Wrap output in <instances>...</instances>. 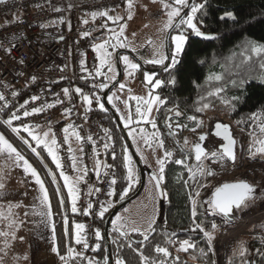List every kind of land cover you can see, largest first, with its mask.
<instances>
[{
    "label": "trees",
    "instance_id": "obj_1",
    "mask_svg": "<svg viewBox=\"0 0 264 264\" xmlns=\"http://www.w3.org/2000/svg\"><path fill=\"white\" fill-rule=\"evenodd\" d=\"M193 4L204 5V8L197 13L195 22L202 32L213 38L194 37L190 30L186 33L189 39L179 56V62L168 70L160 69L154 74V79L162 81L154 92L164 101L158 104L155 114L156 121L159 122L162 119L165 125L164 120L167 114L172 110H181L186 116L187 124L196 126L197 121L202 122L205 111L204 109L197 111V109L202 108L205 103L209 104L208 108H212L226 100L229 103L230 123L234 129L249 130L264 136L259 132L258 127L261 122H264V53H252L249 44V41L264 44V0H194ZM226 12L233 13L235 19L226 17L221 20L220 17ZM177 31L174 29L171 34ZM170 46L172 43L169 37V50ZM143 74L144 69L139 68L138 78L143 79ZM215 76H220L221 79L216 80ZM172 80L174 83H169ZM217 88L221 89L219 93L209 95V93H215ZM233 97H239V99L233 100ZM93 108L104 122L116 148L113 158V179L116 180V184L110 191L114 194L107 195L103 203L108 210L98 221L102 239L94 241L92 247L88 248H84L83 244L75 243L68 190L64 186L59 169L56 168L47 151L42 146H38L36 149L39 156L33 153L29 146L0 122V134L4 135L13 147L29 161L44 181L53 212L52 224L55 226L56 246L61 264H89V261L104 264L105 257L108 260L106 240L103 235L104 220L115 204L122 200L120 193L125 188H129L128 181L125 179L127 169L124 167V156H130V152L122 131L106 107L101 109L94 105ZM190 113L194 114L195 120L188 118ZM253 113L256 114V119L252 118ZM117 115L120 119L118 113ZM122 126L128 136L127 126L123 123ZM164 147L165 150L171 151L173 156L165 165V180L162 189L167 195L158 199L157 217L152 226L154 231L144 241L141 240L143 235L137 232H125L126 235L121 237L114 231L112 219L108 228V238L113 264L118 255L125 261V264H141V256L147 258L146 264H215L213 249L211 247L209 250L204 234L200 229L193 230V217L191 223L189 222L191 205L188 192L184 188L182 191L177 187L178 184L173 179L175 172L181 168L174 162V159L180 153L185 152L189 153L191 162L195 163L192 154L190 150L182 146H178L177 150H172L167 145ZM137 156L141 161L138 154ZM132 162L134 163L133 159ZM144 170L146 172L145 167ZM53 177H55V183H53ZM139 182L138 173L137 184L129 188L124 198L136 191ZM193 192H191L192 195H194ZM256 196L257 194L250 200ZM61 200H63V205ZM65 218L68 220L67 226L64 224ZM195 220L205 231L212 232L213 236L220 229L230 227L228 223L220 221L216 215L204 213L203 206L199 202H197ZM213 224L217 226L215 230L212 228ZM259 227L264 229V222ZM114 240H116L115 243ZM184 240H188L194 247L187 251H176L174 245ZM236 240L235 244L230 246L226 264H264L262 237L242 235ZM97 243L100 244V248L93 251ZM128 244L132 247L129 248ZM241 244L246 248L244 257L238 254ZM78 246H82L83 249H78ZM157 247L166 248L168 255L158 253ZM69 248L73 249L71 255L68 254ZM60 256H64L65 260L62 261Z\"/></svg>",
    "mask_w": 264,
    "mask_h": 264
},
{
    "label": "built area",
    "instance_id": "obj_2",
    "mask_svg": "<svg viewBox=\"0 0 264 264\" xmlns=\"http://www.w3.org/2000/svg\"><path fill=\"white\" fill-rule=\"evenodd\" d=\"M123 2L4 0L0 3V96L3 97L0 122L12 133L13 127L20 129L19 134L14 133L17 136L28 125L34 132H48L49 142L56 139L55 151L62 164L59 172L69 177L79 197L78 211L72 212L71 222L86 226L84 235L91 247L96 241L95 230H100L98 213L113 187L116 148L94 106H87L83 100V96L101 85L94 73L96 55L89 40L108 28L109 16ZM101 12L107 15H99ZM64 89H68V95ZM34 96L36 100L32 99ZM34 108L43 111L33 113ZM26 111L31 114L25 116ZM13 113L19 119L13 120L10 127L5 122ZM69 125L72 128L66 134L64 129ZM73 130L80 139L72 135ZM223 162L230 164L227 160ZM238 180L237 173L218 170L199 190L204 192V205L218 185ZM89 203L92 208L84 215ZM226 231L223 229L224 234L213 239L215 264H226L228 243L224 252L222 246L216 245ZM257 234L264 240V231Z\"/></svg>",
    "mask_w": 264,
    "mask_h": 264
},
{
    "label": "rangeland",
    "instance_id": "obj_3",
    "mask_svg": "<svg viewBox=\"0 0 264 264\" xmlns=\"http://www.w3.org/2000/svg\"><path fill=\"white\" fill-rule=\"evenodd\" d=\"M167 2L170 3L171 0H167ZM129 14H131V19H129ZM116 17H119L120 19H114ZM165 21L166 10L162 7L160 0H133L131 9L128 7V0H124L123 4L112 11L109 16V26L105 29L107 41L109 42V48H107V51L111 54L113 61L112 71H109L108 66L105 65L103 68H100L99 73L97 72V68L100 67V60L98 58L99 54L94 49V46L103 43L104 40H89L90 48L96 55V66L94 69L96 77L101 82L105 83L111 82L117 78L118 69L114 60V53L117 49L121 48L128 50L130 54H122L120 57L127 56L129 60H132L134 63H141L151 69L159 66L157 64L146 63V61L157 58L158 53H163L168 56L165 45L167 32L163 30ZM121 25L124 26V32L122 35H119V38L117 39L116 36L120 32ZM189 31L190 29L186 30V33ZM177 32H173L171 35H175ZM120 44H123L124 47H120ZM173 48L174 45L172 44L169 50L170 64ZM166 61L167 59L165 62ZM120 64L123 70L121 80L112 89L108 98L112 97L111 102L115 103V109L120 116L121 122L125 126L127 124V118L131 115L132 122L127 124V133L135 152L139 155L143 166L146 168V172L145 184L141 192L134 199L121 207L117 211L113 220H116L117 217L121 218L115 227H119L121 230L123 229L124 232H135L132 231L133 228L140 229V232H144L145 230L148 232L150 230L148 229L149 222L153 219L155 220L157 217L158 199H160L159 193L155 188V182L151 177L154 173L158 172L159 166L157 160L164 156L165 151V147H159L156 137H159V140H162L164 145H167L172 150H177L178 145L175 137L171 134V131L163 124L162 119L158 122L159 129H157L156 126L155 128L152 126V123L146 122L137 115L136 108L138 107V104L133 97H143L147 99L150 92L154 96H158V94L154 92L155 88H153L151 84L145 82L144 74L143 79L138 78L137 72L134 75L129 76L125 70L126 66L121 59ZM145 72L153 75V83L157 80L154 79L155 72L144 70V73ZM121 84L124 85L123 88L120 87ZM86 96H88L91 101L90 104L85 103L87 106L95 105L100 107L102 104L100 101V90H95ZM118 99H120V101L119 103H116ZM97 100H99V103H97ZM158 104L159 103L153 104L152 111L149 113V119L152 120L155 125V114ZM228 109L229 103L226 100L221 101L218 106L204 109V114L207 117L206 121H204L203 117L201 126L197 127L196 125L195 131H193L194 133L192 135H196V132L206 131L210 126V122L214 119L218 118L230 122ZM142 111H145L143 107ZM190 115L192 116L193 114L190 113ZM233 130V135L237 143V157L234 164L226 165L223 162L225 160L221 161L218 159L213 162V158L210 154L208 158L192 163L190 157L184 155L182 159L183 163L179 164L181 168L175 172V176L173 177L176 184H178L177 187L182 191L184 188L188 192V197L192 196L203 206L204 213L214 214L220 221L226 223L228 222L225 219L223 220L219 218L218 213L209 208L208 205H204L202 201L204 192L199 190L202 188V184L208 182L211 178V176L206 174L207 171H211L213 173L212 176L217 174V171L220 169H222V171L228 170L230 173L235 172L237 173L239 180L242 179L258 186L257 196L253 200H249L246 207H243L240 210H235L234 218L235 215L238 217L248 213L254 215L264 210V154L256 153L253 155L252 152L249 151L250 147H252L253 140L264 139V136L249 130H237L234 128ZM34 133L42 137L44 134V132L40 131H35ZM129 133H131V135ZM16 137L22 142L28 140L29 144L27 145H31L30 148L38 147L27 132L21 131L20 135H16ZM146 138L149 141L148 143L145 142ZM207 142V152L219 151V139L209 135ZM258 146L259 145H256V147ZM252 151H255L254 147ZM176 160H179V157L175 158L174 162ZM132 166L135 169L137 177V166L135 163H132ZM219 166L223 167L218 168ZM199 167H204V174H200L198 170ZM193 173H195V175H193ZM24 176V170L22 167L17 166L15 157H9L7 152H0V184L4 185L3 188H0L4 193L3 207H0V232L8 233L6 236L0 235V264H31V254H33L31 252H34L32 248L34 240L36 241L38 251L44 253L48 258L46 259L47 263L58 264L57 259L55 260L51 256L55 254L51 251L52 230L47 221L46 215L43 214L47 212V208L41 203L39 186L35 183V192H32L30 188L33 186H29L28 183L30 180L28 177L25 179ZM29 177L32 181L35 180L31 175H29ZM136 184L137 180L132 186H135ZM192 191H194V195L191 194ZM197 191L200 193L198 197L195 196ZM190 205L189 222L191 223V200ZM34 211L36 212L35 215L33 214ZM28 219L31 221L29 224ZM263 222L264 220L261 221V219L251 222L246 226L244 233H240L236 237L229 239L227 245L228 255L230 246L235 244L234 242L237 241L236 239H238L239 236H258V231H264V229L259 227ZM228 224L230 227L224 229L228 230L237 225L235 220L234 223ZM221 234H224L223 229H220L214 234V238ZM21 237L23 239H21ZM181 242L174 245L176 251H181ZM18 248L20 251L17 253L16 249Z\"/></svg>",
    "mask_w": 264,
    "mask_h": 264
},
{
    "label": "snow or ice",
    "instance_id": "obj_4",
    "mask_svg": "<svg viewBox=\"0 0 264 264\" xmlns=\"http://www.w3.org/2000/svg\"><path fill=\"white\" fill-rule=\"evenodd\" d=\"M4 0H0V3H3ZM162 7L166 10V21L163 25V30L168 31L169 29H176L179 30L177 34L175 35H170L171 43L174 45V48L172 49L171 52V64L165 66V70H168V68L174 67L178 62V57L180 54L183 52L185 48V44L189 39V36L186 34V30H191V33L194 34L197 37H201L204 39H212L213 37L210 35H206L204 32L200 30V28L197 26V23L195 22L197 13L200 12L203 8V4H192L190 7V11L186 14V16H182L181 12L184 8L189 7V0H171V2H167V0H160ZM133 0H128V7L131 9L132 7ZM93 16H96L97 13H93ZM99 15H107L106 12H101ZM229 19H235L233 13L231 12H226L224 16H221L220 19L223 20L225 18ZM114 19H120L119 17H116ZM129 19H131V14H129ZM87 21H85L86 23ZM124 32V26L121 25L120 27V32L117 34L116 38H119V35H122ZM85 36L89 35V33H84ZM108 41H105L101 44L95 45L94 49L98 52L99 60H100V67L97 68V72L99 73L100 68H103L105 65L108 66L109 71L113 70V61L111 54L107 51V45ZM249 44L251 45V52L260 54L264 53V44H257L249 41ZM163 46V45H162ZM120 47H124L123 44H120ZM120 59L124 62L125 64V70L127 75L132 76L134 75L140 68V65L137 63H134L132 60H129L127 56L120 57ZM166 59H169L168 56H166L163 53H158L157 58L151 59L146 61V63L149 64H157V65H164V62ZM114 78V76H113ZM216 80H220V76H215L214 77ZM34 79V78H33ZM144 80L148 84H151L153 88H157L161 85L162 81L160 80H155L153 83V75L145 72L144 73ZM169 83H174V80L169 81ZM235 83V82H234ZM106 84H101L100 87L104 88L106 87ZM121 88L124 87L123 84L120 85ZM221 89L217 88L215 93H209V95H216L219 93ZM76 92L83 95L80 93V89H76ZM65 95H68V89H64ZM15 95V93H13ZM0 99H3L2 96H0ZM33 100H36L37 97H32ZM109 102H111L112 97H109ZM137 101L138 107L136 108V113L141 117V119H144L146 122L152 123V126L155 128V123L149 119V113L152 111V106L155 103H163L164 101L161 100L158 96H154L151 92L149 93V97L147 99L143 97H133ZM239 97H233V100H238ZM83 100L85 103L90 104L91 101L89 100L88 96H83ZM27 103V101L25 102ZM97 103H99V100H97ZM103 105H100V108L103 109ZM142 107L145 109V111H142ZM209 107V104L205 103L202 105V108L197 109V111H202L203 109H206ZM43 111V108H34L32 110L33 113L41 112ZM31 113L25 112L24 115L28 116ZM180 113L177 112V115ZM253 119H256V114L253 113L252 115ZM19 119V117L13 113L12 116L10 117L9 120H7L5 123H7L10 127L12 125V121ZM190 120H195V117H189ZM132 122V117L131 115L127 118V124H130ZM202 122L197 121V127L201 126ZM239 123V122H238ZM126 124V126H127ZM259 132L261 134H264V122H261L259 125ZM72 128V125H69L67 128L64 129L65 133L67 134L69 129ZM12 131L14 133L19 134L20 129L18 128H12ZM24 132H27L28 135L31 137L33 141H35L37 146L42 145L44 150L47 151L48 155L51 157L52 162L56 165L57 169L62 168V164L60 162V159L58 155L56 154L55 147H56V139L53 138L49 142L47 140V137L49 135L48 132H45L43 134V137L40 135H37L34 133V131L28 126L25 125L23 128ZM108 130H105L107 133ZM195 131V129H193ZM131 135V133H129ZM214 136L220 137L223 139L224 143L220 146L219 151H210L206 152L205 147L203 146V142L207 139L206 134H201L199 136V142L194 143L193 145V150L195 152V158L197 161H201L202 159L208 158L209 154L213 158V162H215L217 159L223 161L225 158L230 161H235L236 160V153H235V145H236V140L233 137V133L230 129V126L224 123H216L215 124V131H214ZM72 135H75L77 139H80L78 133H76L74 130L72 132ZM155 135V134H154ZM68 136H65V142H67ZM90 139V138H89ZM157 143L159 147L164 148V143L162 140H159V137H156ZM145 142L148 143L149 141L147 138L145 139ZM25 144H29L28 140H24ZM185 144H188V140L185 139L184 141ZM256 145H259L256 147ZM31 147V145H29ZM107 147V145H105ZM253 147L255 148V151L253 152L252 149ZM33 153H36L39 156V153H37V149L35 147L31 148ZM250 152H252L253 155L256 153L259 154H264V139H254L252 147L249 149ZM0 152H7L10 156L15 157V161L18 167H23V170L25 174H30L34 179L35 183L39 186V192L41 194L40 200L41 203L46 206L47 212L43 213L47 217V221L49 222L52 230V248L51 251L53 253H56L59 255L58 248L56 246V234H55V226L52 224V217H53V212L51 209V203L49 200V194L48 191L45 187L44 181L41 179L39 173L37 170L29 163L27 159L15 148L13 145L4 137V135L0 134ZM173 156V153L171 151L165 150L164 151V156L162 158H159L157 160L158 164V172L154 173L151 177V179L155 182V188L160 195L166 197V193L163 192L162 189V184L165 180V165L168 162L169 159H171ZM22 162V164L20 163ZM132 159L130 156L125 155L124 156V167L127 169V175L125 179L128 181L129 188L136 182L137 177L135 174V169L132 166ZM175 163L181 164L183 163L182 160H176ZM199 172L200 174L205 173L204 167H199ZM51 174V173H49ZM209 176H212L213 173L211 171H207L206 173ZM195 175V173H193ZM61 178L64 181V186L68 189V196L69 199L71 200V211L73 213H76L78 211L77 208V200H78V195L76 192V188L74 184H72L69 180V177L65 175L62 171L60 173ZM53 183H55V177H53ZM111 184H116V180L113 179L111 181ZM4 185L0 184V188H3ZM129 188H125L123 192L120 193V199H124V197L127 195V192ZM254 186L250 183H248L245 180H238L233 183H224L220 185L219 187L215 188V191L212 192L211 198L205 203L211 208L213 211L221 214L224 217H230L234 214L235 210H240L243 207L247 206V202L252 199V194L254 192ZM113 192H109L108 195L111 196L113 195ZM200 193L197 191L195 193V196H199ZM192 203V212L191 215L194 218L193 219V224H194V229H200L204 233V236L208 242V247L209 250H211L212 247V242L214 239L213 233L210 231H205L203 227L199 223L196 222L195 218L197 217V200L193 198L192 196L189 197ZM61 204L63 205V200H61ZM92 208L91 203L88 204L87 208L83 210L84 215L89 214V209ZM107 207H104L103 205L101 206V210L99 211L98 215L100 217L104 216V213L107 211ZM120 217H117L116 220H113L112 223L114 225V231L119 234V236H125L126 233L121 230L119 227H115L120 220ZM155 223V220H151L148 224V229H152L153 224ZM64 224L67 226L68 225V220L65 218ZM216 225L213 224L212 228L213 230L216 229ZM73 229H74V239L76 244H83L84 248H88L89 245L87 243V240L85 238V231H86V226L82 223H74L73 224ZM132 231L135 232H140V229L133 228ZM67 232V228H66ZM141 235H143L144 240L148 239V234L147 230L144 232H140ZM0 235H8L6 232H0ZM95 237L97 241H100L102 239L101 232L99 229L95 230ZM21 239H23L21 237ZM114 243L116 240L113 241ZM129 248L132 247L131 244L127 245ZM120 247H123V245H120ZM194 247L193 244H191L188 240H184L180 244V249L183 251H187L189 248ZM100 248V244L97 243L95 247L92 249L93 251H96V249ZM156 251L158 253H163L164 256L168 255V251L166 248L163 247H157ZM246 252V248L244 247L243 244L240 245L238 249V254L240 257H244ZM73 253V249L69 248L68 249V254L71 255ZM77 255H81L80 253H77ZM60 259L63 261L65 260L64 256H60ZM147 258L141 256V264H146ZM89 264H96L95 261H89ZM104 264H108L107 257L104 259ZM115 264H125V261L117 256L115 259Z\"/></svg>",
    "mask_w": 264,
    "mask_h": 264
},
{
    "label": "water",
    "instance_id": "obj_5",
    "mask_svg": "<svg viewBox=\"0 0 264 264\" xmlns=\"http://www.w3.org/2000/svg\"><path fill=\"white\" fill-rule=\"evenodd\" d=\"M193 1H194V0H191V2H189V7L185 8V9L181 12V15H182V16H184V15L186 14V12H188V10L190 9V7H191ZM173 30H174V29H169V30L167 31L166 39H165V45H166V51H167V55H168V57H169V37H170V34H171V32H172ZM206 35H208V34H206ZM193 36H194V37H197V36H195L194 34H193ZM210 36H211V35H210ZM197 38H201V37H197ZM201 39H204V38H201ZM119 52H128V51H127L126 49H121V50L116 51V53H115V56H116L115 62H116L117 69H118V70H117V71H118V74H117V78H116V80H115L113 83H111L108 87H107V86L104 87V88H101V87H100V89H101L102 91H104L102 97H103V100H104V102H105V106H106L107 110L110 111V112L112 113V115H113V117L115 118V120H116V122H117L119 128L121 129L122 134H123V136H124V139H125V141H126V143H127L128 150H129V152H130V154H131V156H132V158H133V160H134V162H135V164H136V166H137V168H138L139 177H140V182H139V186H138V188L136 189V191H135L133 194H131L130 196H128V197H126V198L120 200L119 202H117V203L115 204V206L113 207V209L111 210V212L107 215V217H106L105 220H104L103 235H104L105 240H106V246H107V251H108V263H109V264H113L112 257H111V253H110V248H109V238H108V228H109V224L111 223L113 217L116 215L117 211H118L121 207H123L126 203H128L130 200L134 199V198H135V197L141 192V190L143 189L144 184H145V171H144L143 165H142L141 161L139 160V158H138V156H137V154H136V152H135V150H134V148H133V146H132V144H131V142H130V140H129V138H128V136H127V134H126V132H125V130H124V128H123V126H122V123H121V121H120V119H119V117H118V115H117V113H116V110L114 109V107H112V106L106 101V95L108 94V92H109L114 86H116V85L119 83V81L121 80L122 74H123V70H122V67H121V64H120V60H119V57H118ZM169 63H170V58L167 59L165 65H164L163 67H161V69L164 70V69H165V66L169 65ZM139 65H140V67H142V68H143L144 70H146V71L157 72V71L159 70L158 68H154V69L147 68L146 66H144V65L141 64V63H139ZM216 123H224V124L229 125V126H230V129H231V131H232V133H234L233 127H232V125H231L230 122L223 121V120L217 118V119L212 120V121H211V124H210V127L207 129V131L200 133V135H201V134H206V135H207V138H208L209 135H211V136H213V137L219 139V140H220V143L218 144V149L220 150V146L224 143V141H223L222 138H220V137H216V136H214V134H213L214 131H215V124H216ZM200 135H199V136H200ZM233 137H234V135H233ZM234 139H235V137H234ZM235 140H236V139H235ZM196 142H199V137H198V140H197ZM196 142H195V143H196ZM206 142H207V139L203 142V146L205 147V150H206V152H207ZM236 144H237V143H236ZM193 145H194V144H193ZM193 145L191 146V149H192V152H193V160H194L195 162H199V161H197L196 158H195V152H194V150H193ZM235 153H236V157H237V146H236V145H235ZM225 160H227V159L225 158ZM227 161H228L230 164H234L236 160H235L234 162H233V161H230V160H227ZM233 182H236V181H232V182H224V183H233ZM247 182H248V181H247ZM224 183H221L220 185H222V184H224ZM248 183H250V182H248ZM250 184H252V183H250ZM220 185H218L217 187H219ZM252 185L254 186V189H255L254 192H253V194H252V197H254V196L258 193V186L255 185V184H252ZM161 187H162V186H161ZM214 191H215V190H214ZM159 198H160V199L163 198V196L160 195V193H159ZM218 216H219V218H221V219H223V220L225 219L228 223H234V219H233V218H234V214H233L232 216H230V217H224V216H222L221 214L218 213ZM153 231H154V230L152 229V230L148 233V238L152 235ZM141 240L144 241V237H143Z\"/></svg>",
    "mask_w": 264,
    "mask_h": 264
},
{
    "label": "flooded vegetation",
    "instance_id": "obj_6",
    "mask_svg": "<svg viewBox=\"0 0 264 264\" xmlns=\"http://www.w3.org/2000/svg\"><path fill=\"white\" fill-rule=\"evenodd\" d=\"M189 2H191V0H189ZM194 2V1H193ZM193 2H192V4H193ZM185 9V8H184ZM183 9V10H184ZM189 11H190V9H189ZM104 40V42L105 41H107V37H106V34H105V29L104 30H102L101 31V33L100 34H97V35H95V36H92V40H94V41H98V40ZM107 48H109V44L107 45ZM121 49H123V48H121ZM121 49H117L116 51H118V50H121ZM116 51H115V53H116ZM128 51V50H127ZM115 53H114V60L116 59V56H115ZM122 54H130V52L128 51V52H119V54H118V57H119V60H120V56L122 55ZM166 63V62H165ZM165 63H164V65H165ZM170 64V63H169ZM164 65H161L160 67H155V68H158L159 70L161 69V67H163ZM140 68H142V67H140ZM143 69V68H142ZM154 69V68H153ZM158 70V71H159ZM157 71V72H158ZM156 73V72H155ZM117 74H118V71H117ZM116 79H114L113 81H111V82H108V83H105V82H101V84H106L107 85V87L111 84V83H113L114 81H115ZM115 87V86H114ZM113 87V88H114ZM112 88V89H113ZM100 89V88H99ZM112 89L108 92V94L106 95V101L112 106V107H114V109L116 108L115 107V103L114 102H109V100H108V95L111 93V91H112ZM101 90V89H100ZM103 93H104V91H102L101 90V98H100V101H101V103H102V105L104 106V107H106L105 106V102H104V100H103ZM119 101H120V99H118L117 100V102L116 103H119ZM116 110V109H115ZM177 112H179L180 114L179 115H177ZM116 113H117V111H116ZM205 113V112H204ZM193 114V113H192ZM189 117H195L194 116V114L191 116L190 114L188 115V118ZM204 121H206V116H205V114H204ZM186 116L183 114V112L181 111V110H172L169 114H167L166 115V117H165V125H166V127L171 131V134L175 137V140H176V143H177V145L180 147V146H182V147H184L186 150H190V152H191V154H192V157H193V152H192V149H191V146L198 140V137H199V135H200V133H202V132H196V135H192L194 132H193V129H195L196 127L195 126H189L188 124H187V122L185 121L186 119ZM210 124H211V122H210ZM210 127V126H209ZM156 128L157 129H159V123H158V121H156ZM206 131H207V129H206ZM203 132H205V131H203ZM185 139H187L188 140V144H185L184 143V141H185ZM178 147V148H179ZM137 154V153H136ZM131 155V154H130ZM184 155H187V156H189V153H185V152H182V153H180V155L178 156L179 158H180V160H182L183 159V157H184ZM132 157V156H131ZM177 157V158H178ZM133 159V158H132ZM134 161V160H133ZM135 163V162H134ZM143 165V164H142ZM144 168V167H143ZM137 171H138V168H137ZM145 171V170H144ZM139 173V172H138ZM140 178V177H139ZM139 186V185H138ZM138 188V187H137ZM150 232V231H149Z\"/></svg>",
    "mask_w": 264,
    "mask_h": 264
},
{
    "label": "bare ground",
    "instance_id": "obj_7",
    "mask_svg": "<svg viewBox=\"0 0 264 264\" xmlns=\"http://www.w3.org/2000/svg\"><path fill=\"white\" fill-rule=\"evenodd\" d=\"M206 145L208 146V142L206 143ZM259 219H264V210L261 211L258 214H245L242 215L241 217H238L235 215L234 220L236 221V224L233 228L228 229L225 233V236L220 238L219 240H217L216 245H220L222 246L221 251L224 252L225 251V246L227 243H229V239L230 238H234L236 237L238 234L240 233H244L245 232V228L246 226L251 223V222H255Z\"/></svg>",
    "mask_w": 264,
    "mask_h": 264
},
{
    "label": "crops",
    "instance_id": "obj_8",
    "mask_svg": "<svg viewBox=\"0 0 264 264\" xmlns=\"http://www.w3.org/2000/svg\"><path fill=\"white\" fill-rule=\"evenodd\" d=\"M8 154V153H7ZM8 156L9 157H14V156H10L9 154H8ZM21 164H22V162H20ZM23 168V167H22ZM24 174H25V172H24ZM29 175L30 174H25V176H24V178L26 179L27 177H28V179L30 180L29 181V186L30 185H32L33 187H31L30 189L32 190V192H35V189H34V185H35V180H33L32 181V179H30V177H29ZM34 179V178H33ZM3 203H4V193H3V191L0 189V207H3ZM35 211L33 212V214L35 215ZM31 221L28 219V224L30 223ZM32 227V226H31ZM18 244H19V242H18ZM20 245V244H19ZM33 251L34 252H31V253H33V254H31V257H32V259H31V264H48L47 263V260L46 259H48L46 256H45V254L44 253H42V252H40V251H38V249H37V245H36V241L34 240V244H33ZM17 251V253L20 251V249L18 248V249H16ZM45 256V257H44ZM52 257H53V259H57V262H58V264H61L60 263V261H59V257H58V254H53V255H51ZM56 262V263H57Z\"/></svg>",
    "mask_w": 264,
    "mask_h": 264
}]
</instances>
